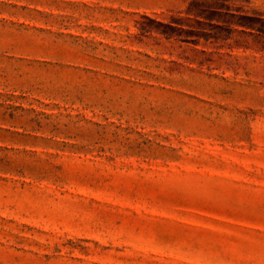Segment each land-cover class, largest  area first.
<instances>
[{"label": "rangeland", "instance_id": "rangeland-1", "mask_svg": "<svg viewBox=\"0 0 264 264\" xmlns=\"http://www.w3.org/2000/svg\"><path fill=\"white\" fill-rule=\"evenodd\" d=\"M0 264H264V0H0Z\"/></svg>", "mask_w": 264, "mask_h": 264}]
</instances>
